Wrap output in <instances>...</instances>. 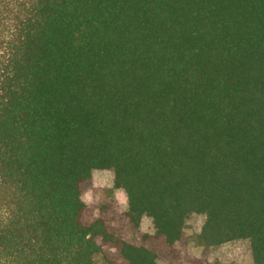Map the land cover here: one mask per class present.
Masks as SVG:
<instances>
[{"label":"trees","instance_id":"1","mask_svg":"<svg viewBox=\"0 0 264 264\" xmlns=\"http://www.w3.org/2000/svg\"><path fill=\"white\" fill-rule=\"evenodd\" d=\"M193 214L264 264V0H0V264H177Z\"/></svg>","mask_w":264,"mask_h":264},{"label":"rangeland","instance_id":"2","mask_svg":"<svg viewBox=\"0 0 264 264\" xmlns=\"http://www.w3.org/2000/svg\"><path fill=\"white\" fill-rule=\"evenodd\" d=\"M113 175L110 171H93L92 187L85 191L81 200L93 210L94 217L108 221L130 243L139 244L143 234L153 235L154 230L149 218L142 217L137 232L123 220L126 211V198L122 190L112 188ZM204 217L193 214L186 221L182 239L175 245L177 264H253L247 241L239 240L216 248L204 249L194 241L199 233ZM103 254L122 264L113 248L103 247ZM95 264H102V255L94 258ZM174 263L171 257L159 259L156 264ZM175 264V263H174Z\"/></svg>","mask_w":264,"mask_h":264}]
</instances>
